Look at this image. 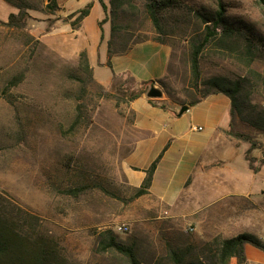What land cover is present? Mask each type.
<instances>
[{
  "label": "rangeland",
  "instance_id": "obj_1",
  "mask_svg": "<svg viewBox=\"0 0 264 264\" xmlns=\"http://www.w3.org/2000/svg\"><path fill=\"white\" fill-rule=\"evenodd\" d=\"M104 1L107 4L109 0ZM28 2L38 10L29 11L24 32L14 33L0 25V193L42 220L45 232L66 264H128L121 257L98 252V235L106 230H111L124 245L133 243L142 264L167 261L165 238L183 247L189 231L195 235L196 244L209 241L216 235L213 225L207 229L199 225L195 230L194 225H176L167 220L144 223L138 216L139 201L130 200L133 192L125 181L122 161L140 136L133 127L132 111L128 105L117 103L109 86H102L101 90L89 82L79 60L82 49L78 42L88 44V51L94 52L96 59L100 35L104 32L108 39L109 20L102 25V31L98 27L104 18L98 1L56 0L58 10L54 14L44 9L49 0ZM184 2L189 7L185 12H170L162 21L170 47L165 83L175 100L162 97L167 106L178 110L176 103L184 99L185 92L194 93L190 55L193 41L204 37L205 24L200 15L211 19L217 11L215 0ZM88 3H92V8L75 40L67 17ZM223 3L229 24L244 25L264 40V8L257 0ZM16 12L0 0L1 21ZM119 23L131 44L156 35L141 13L122 17ZM218 31L199 55L201 80L222 76L241 81L249 75L238 60L245 42L231 37L223 46ZM263 51L254 49L256 62L252 69L260 76L264 71ZM100 60H106L103 51ZM94 72L100 80L111 74L106 66L95 67ZM19 74H23L21 82L10 86L11 79ZM82 81L86 82L85 87ZM154 88L162 91L158 83ZM4 91L7 96L2 94ZM239 98L244 102L239 128L252 132L264 146V131L253 129V122L263 109L260 107H264L263 83L249 77ZM77 107H82V119L71 134L64 135L63 131L73 123ZM247 145L242 144L239 149L244 150ZM254 152L263 157L259 150ZM237 159L246 164L243 157ZM260 179H264V167ZM82 183L89 185L87 192L76 198L63 194ZM256 198L262 199L261 194ZM122 225L128 230L118 233L116 228ZM168 229L171 234L164 236Z\"/></svg>",
  "mask_w": 264,
  "mask_h": 264
},
{
  "label": "crops",
  "instance_id": "obj_2",
  "mask_svg": "<svg viewBox=\"0 0 264 264\" xmlns=\"http://www.w3.org/2000/svg\"><path fill=\"white\" fill-rule=\"evenodd\" d=\"M84 20L72 30L75 40ZM102 34L103 39L96 45V59L94 52L88 51V44L78 42L87 54L94 80L101 86L110 85L112 71L137 82L156 81L166 74L170 47L148 40L114 55L111 69L108 67L110 77L100 80L94 71L95 67L106 66L109 31L108 39ZM101 51L105 61L100 60ZM152 101L155 105L142 95L127 106L134 114L133 127L140 134L122 161L129 187L139 188L146 170L161 155L149 194L136 199L140 220H167L176 225H194L195 230L199 225L203 229L213 225L216 235L223 238L250 233L264 243V179L258 181L264 166L253 173L244 158L249 146L239 149L247 143L225 134L230 121L228 98L211 95L181 115L177 107L158 106L165 104L164 97ZM253 156L259 158L254 151ZM258 193L262 199L256 198ZM170 227L173 229V225ZM170 230L163 235L171 234ZM244 253L247 264H264V252L252 245L246 244ZM229 264H235V260L230 259Z\"/></svg>",
  "mask_w": 264,
  "mask_h": 264
},
{
  "label": "trees",
  "instance_id": "obj_3",
  "mask_svg": "<svg viewBox=\"0 0 264 264\" xmlns=\"http://www.w3.org/2000/svg\"><path fill=\"white\" fill-rule=\"evenodd\" d=\"M17 10L16 13H10L5 21L0 20V25L11 32H24L30 19L29 11L38 10L37 7L31 5L28 0H2ZM104 12V18L98 23L99 29L102 31V25L108 20L109 40L107 42V61L106 66L111 69V58L127 52L131 46L148 40L168 45V34L162 29V21L166 14L170 12L182 11L188 9V5L184 0H109L106 4L104 0H97ZM217 11L211 19L200 15L205 24L204 37L202 41H193L192 51L190 55V70L192 75V90L186 91L183 100L178 101L179 107H187L188 109L200 104L203 100L211 95L221 94L230 101L229 109V126L225 134L237 141L249 144V148L245 153V160L248 168L253 173H258L264 166V146L256 140L254 134L250 131H244L239 128L238 120H242L243 110L240 102L241 92H243L249 77L262 82L264 85V71L262 75H258L253 70V64L256 62L255 48L264 49V40L256 36L251 30L246 29L244 25L235 27L227 22L225 17V9L223 0H215ZM258 4L264 8V0H257ZM92 3H88L84 8L79 9L70 15L67 20L73 29H77L80 23L89 15ZM50 14H54L58 10L56 0H49L44 6ZM141 15L150 22L155 29L156 35L153 38H142L133 44L128 43L127 35L122 32L123 25L119 23L122 17H135ZM210 24V25H208ZM217 30H220V42L223 46L228 43L231 37L243 39L245 48L243 49L240 59L249 71V75L242 78L241 81H230L226 77H212L205 81L201 80L199 68V55L205 46L217 36ZM32 40V37H26ZM100 39H103L101 34ZM130 41V40H129ZM264 53V51H263ZM79 60L82 63V69L88 74L89 82L96 85L97 88L103 90V87L97 83L92 75L87 54L81 51ZM167 71V70H166ZM168 72V71H167ZM23 74H19L11 79L10 86H15L21 82ZM259 78V79H258ZM167 75L162 79L150 82H137L133 77L126 75H116L112 71V79L109 88L113 91L114 98L117 103L128 105L133 100L142 95H146L150 87H154L157 83L160 85L159 90L162 95L167 98L174 99L172 90L165 83ZM84 87L86 82L82 81ZM7 96V91L2 93ZM153 103V99L149 98ZM175 100V99H174ZM154 104V103H153ZM155 105V104H154ZM162 109H166V104L158 105ZM256 108V107H254ZM258 113L257 119L253 122V129L264 131V107ZM82 107L76 108V115L70 127L63 131L64 135L71 134L82 119ZM180 110V109H179ZM179 112V111H178ZM239 118V119H237ZM132 120L134 114L132 112ZM132 148L128 153H130ZM259 150L262 158L253 156V151ZM127 153V154H128ZM161 155L148 167L146 176L137 189L131 188L133 195L130 200L137 199L141 196L149 194L152 183L153 174L156 170ZM81 173L80 169L77 170ZM97 188L107 193L106 189L97 184ZM90 189L88 184H79L63 191V194L73 198L87 192ZM124 201V200H123ZM185 239L187 243L183 247L178 246L175 242L164 239L166 249L165 258L167 261L156 260L152 264H229L230 259L235 260V264H247L244 246L250 244L258 250L264 252V243L255 235L250 233H241L233 238H223L219 235L213 236L209 241L203 243H195V235L186 232ZM98 252L101 255L111 254L113 256L123 258L128 264H142L137 258V251L133 243L124 245L118 242L116 235L111 230H106L98 235ZM167 262V263H165ZM0 264H66L56 245L51 241L45 232L42 220L33 213L27 211L18 205L8 195L0 193Z\"/></svg>",
  "mask_w": 264,
  "mask_h": 264
},
{
  "label": "water",
  "instance_id": "obj_4",
  "mask_svg": "<svg viewBox=\"0 0 264 264\" xmlns=\"http://www.w3.org/2000/svg\"><path fill=\"white\" fill-rule=\"evenodd\" d=\"M161 95H162V93H161L158 89H156V88H154V87H150V89H149V90L147 91V93H146V96H147L148 98H151V99H157V98H160ZM187 110H188L187 107H181L180 110H179V112H178V115L183 114V113L186 112Z\"/></svg>",
  "mask_w": 264,
  "mask_h": 264
},
{
  "label": "built area",
  "instance_id": "obj_5",
  "mask_svg": "<svg viewBox=\"0 0 264 264\" xmlns=\"http://www.w3.org/2000/svg\"><path fill=\"white\" fill-rule=\"evenodd\" d=\"M193 130H196V128L195 127H193L192 128ZM116 230H117V232L118 233H125L127 230H128V228L126 227V226H118L117 228H116Z\"/></svg>",
  "mask_w": 264,
  "mask_h": 264
}]
</instances>
